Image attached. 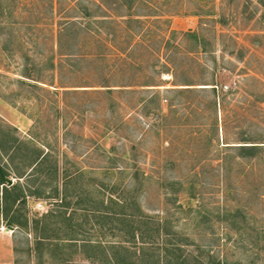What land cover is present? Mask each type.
Wrapping results in <instances>:
<instances>
[{
	"label": "rangeland",
	"instance_id": "obj_1",
	"mask_svg": "<svg viewBox=\"0 0 264 264\" xmlns=\"http://www.w3.org/2000/svg\"><path fill=\"white\" fill-rule=\"evenodd\" d=\"M0 1V137L23 142L0 166L24 189L0 207V264H114L101 251H114L117 230L101 234L74 209L108 201L111 184L167 212L178 235L166 238L181 239L190 264H264V158L226 169L215 159L223 141H264V0ZM71 21L86 30L65 29L59 43ZM50 210L45 233L62 249L45 246L39 261L25 237L33 243V221ZM72 236L100 241L94 262Z\"/></svg>",
	"mask_w": 264,
	"mask_h": 264
},
{
	"label": "trees",
	"instance_id": "obj_2",
	"mask_svg": "<svg viewBox=\"0 0 264 264\" xmlns=\"http://www.w3.org/2000/svg\"><path fill=\"white\" fill-rule=\"evenodd\" d=\"M73 7V6H71ZM84 9H87L84 7ZM3 13V5L0 1V15ZM83 17L90 16L87 12H82ZM97 22H102L105 20L104 18H93ZM69 28V29H68ZM67 29V33L69 35L75 34L77 31L86 30L85 25L82 22L71 21L69 25H63V27L59 30V43L61 36L64 33V30ZM189 33V32H186ZM25 74H29L25 72ZM153 85V84H149ZM215 90V86L211 87ZM106 90H111L106 89ZM239 141H223L222 148L217 150L216 163L219 168L226 169L228 167V163L235 159H255L259 158L260 160L264 158V141L259 138H241ZM23 142L13 136L11 132L7 133L6 138L0 137V153H4L7 156L8 161L11 163L14 160V156L17 151H20V147ZM45 154L37 153L32 155V159L29 162V167H33L38 164L44 157ZM32 168V169H33ZM15 169V173L18 177H22L25 173L20 172L15 166L12 168ZM6 172L0 166V186H2L1 199H0V207L2 210L6 211L7 208L15 205L16 203H20L24 198V189L22 186L17 183L8 184L6 183L7 177ZM172 185L182 186V182L180 179L172 180ZM9 185V186H8ZM116 184H111L109 189V197L108 201L100 199L95 204V201L90 203L89 205H79L80 200L77 199L76 203L78 206H75V210H84L86 211L89 228L98 230L101 234H104L105 231H114L117 230V234L119 235V239L116 243H113L111 248L114 250L110 253V255L105 252V249H102V254L104 257H110L111 261L114 264H123L124 260L131 258L132 255L134 257H139L141 261L146 264H190L186 255L183 254V248L181 246L182 242L180 238L171 240L168 237L170 234L175 236L178 235L177 232H172L170 227H173L174 224L169 219L167 212L161 210L162 215H152L143 210L141 207V203L138 197L131 193L126 187H123L121 192L117 194L115 190ZM175 195L178 192V189L174 190ZM129 193V194H125ZM82 201V200H81ZM61 204H57L58 206H67L68 202L60 201ZM112 204L115 206L114 208H110ZM164 211V212H163ZM55 210H50L44 213L41 218H37L33 221V227L35 228V236L33 243L30 244V241L27 237H25V245L27 255H34L37 260L41 261L43 258V249L44 247H51V252L53 256H57L61 251V246L58 244H54L51 246V242L49 237L45 232L49 229L50 220L53 217L58 216V214L54 213ZM64 212V211H63ZM97 212V213H96ZM73 213V212H72ZM91 213V214H89ZM64 214V213H63ZM98 214V215H95ZM93 217L95 220H90V217ZM68 220L72 219V216L69 214ZM14 217L7 218V225L10 227L15 226ZM41 222V224H40ZM73 227V226H72ZM170 230V231H169ZM74 231V230H73ZM154 232L161 238L155 240V238H150L148 232ZM69 239L68 245L79 246L82 249L87 251L85 257L92 262L95 261L96 258L93 257L94 254H90L88 251L93 249L92 247H97L100 245L99 240H88L89 238H81L83 242L81 244H77L78 238H67ZM149 244L156 245V249L152 252L145 251V247H141L142 245L148 246ZM141 245V246H135ZM134 248V249H133ZM15 251H18V248L14 247ZM220 264H226V260H218ZM91 262V263H92ZM17 260L14 263H5V264H16Z\"/></svg>",
	"mask_w": 264,
	"mask_h": 264
},
{
	"label": "water",
	"instance_id": "obj_3",
	"mask_svg": "<svg viewBox=\"0 0 264 264\" xmlns=\"http://www.w3.org/2000/svg\"><path fill=\"white\" fill-rule=\"evenodd\" d=\"M8 182H11V180H8Z\"/></svg>",
	"mask_w": 264,
	"mask_h": 264
}]
</instances>
